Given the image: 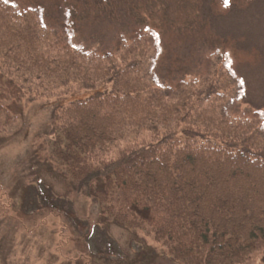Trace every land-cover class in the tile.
I'll use <instances>...</instances> for the list:
<instances>
[{
	"label": "trees",
	"instance_id": "obj_1",
	"mask_svg": "<svg viewBox=\"0 0 264 264\" xmlns=\"http://www.w3.org/2000/svg\"><path fill=\"white\" fill-rule=\"evenodd\" d=\"M37 21L0 0V51L29 85L43 78L56 91L77 85L71 99L62 93L51 106L47 144L77 193L115 225L147 228L180 264H242L254 254L264 264V137L253 120L214 114L213 101L228 88L220 68L167 104L141 72L148 44L126 41L107 55L80 47L51 53L56 45ZM2 70L0 63V92L20 97ZM159 124L163 133L152 142L99 156L129 131L155 132ZM41 201L56 209L46 193Z\"/></svg>",
	"mask_w": 264,
	"mask_h": 264
},
{
	"label": "rangeland",
	"instance_id": "obj_2",
	"mask_svg": "<svg viewBox=\"0 0 264 264\" xmlns=\"http://www.w3.org/2000/svg\"><path fill=\"white\" fill-rule=\"evenodd\" d=\"M7 1L49 29L56 45L51 53L80 47L107 55L126 41L148 44L141 72L169 98L167 104L205 85L210 72L220 68L222 85L229 89L207 105L216 100L214 114L253 120L264 137V0ZM7 56L0 51L2 71L14 78L21 95L0 92V264H180L147 228L110 221L77 193L50 157L51 106L62 93L71 99L77 85L56 91L45 78L29 85ZM171 123L176 128L174 119ZM158 127L131 130L99 156L107 160L121 147L148 144L163 133ZM41 193L56 209L42 207ZM242 264L263 261L254 254Z\"/></svg>",
	"mask_w": 264,
	"mask_h": 264
},
{
	"label": "snow or ice",
	"instance_id": "obj_3",
	"mask_svg": "<svg viewBox=\"0 0 264 264\" xmlns=\"http://www.w3.org/2000/svg\"><path fill=\"white\" fill-rule=\"evenodd\" d=\"M225 4H227V0H225Z\"/></svg>",
	"mask_w": 264,
	"mask_h": 264
}]
</instances>
